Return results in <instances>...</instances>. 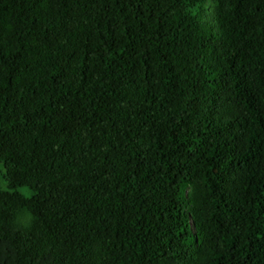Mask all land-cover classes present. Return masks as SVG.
I'll list each match as a JSON object with an SVG mask.
<instances>
[{
  "label": "trees",
  "instance_id": "16d2710c",
  "mask_svg": "<svg viewBox=\"0 0 264 264\" xmlns=\"http://www.w3.org/2000/svg\"><path fill=\"white\" fill-rule=\"evenodd\" d=\"M0 264H264V0H0Z\"/></svg>",
  "mask_w": 264,
  "mask_h": 264
},
{
  "label": "rangeland",
  "instance_id": "374dc122",
  "mask_svg": "<svg viewBox=\"0 0 264 264\" xmlns=\"http://www.w3.org/2000/svg\"><path fill=\"white\" fill-rule=\"evenodd\" d=\"M212 9H213V5L210 1H208L206 3V11H205V14H206V18L209 19L211 18V12H212Z\"/></svg>",
  "mask_w": 264,
  "mask_h": 264
}]
</instances>
